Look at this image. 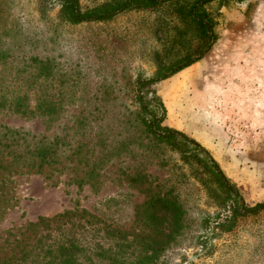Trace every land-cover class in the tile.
Listing matches in <instances>:
<instances>
[{
  "label": "rangeland",
  "instance_id": "obj_1",
  "mask_svg": "<svg viewBox=\"0 0 264 264\" xmlns=\"http://www.w3.org/2000/svg\"><path fill=\"white\" fill-rule=\"evenodd\" d=\"M188 3L69 25L57 0H0V258L38 218L77 207L144 233L143 245L166 243L156 264H264V211L238 219L230 233L215 230L220 220L206 195L194 179L179 183L177 156L151 144L141 120L137 83L197 43ZM218 13L212 48L152 88L165 108L162 126L204 147L252 205L264 200V0L234 1ZM44 103L55 110L37 112ZM39 148L50 161L42 173L13 172L12 156L31 158ZM148 188L180 204V235L145 230Z\"/></svg>",
  "mask_w": 264,
  "mask_h": 264
},
{
  "label": "trees",
  "instance_id": "obj_2",
  "mask_svg": "<svg viewBox=\"0 0 264 264\" xmlns=\"http://www.w3.org/2000/svg\"><path fill=\"white\" fill-rule=\"evenodd\" d=\"M60 8L58 18L69 24L78 25L89 22H104L131 10H153L178 0H107L93 7L82 8L80 0H57ZM234 1L244 0H189L184 17L196 28L197 43L193 50L180 59L161 65L150 80L139 81L137 90L142 114V122L151 135V144L165 146L172 150L177 159L175 178L179 183L194 179L208 199L210 207L216 210L215 230L230 233L237 225V220L257 216L264 211V200L249 205L239 194L237 187L225 176L219 164L210 153L197 141L184 133L162 126L165 108L152 85L165 80L192 64L201 60L212 48L218 36L215 31L219 10ZM217 5L216 12L209 6ZM37 112H51L53 105H38ZM35 150L33 157L12 156L9 166L13 172L20 170L30 173H42L49 166L46 149ZM7 156V155H6ZM6 157L1 162L6 161ZM8 162V161H6ZM165 164V162H164ZM180 164V165H179ZM188 166L185 171V167ZM187 174L191 176L188 177ZM134 179L133 181H136ZM147 200L143 204L145 230L157 226L171 238L181 234L184 228V214L180 204L167 194L152 193L148 188ZM227 213L221 219V215ZM210 215L201 221L203 229L208 228ZM144 233H131L112 228L95 215L77 207L64 211L52 218H38L25 229V236L15 242L10 254L0 258V264H156V258L165 248L166 243L143 245Z\"/></svg>",
  "mask_w": 264,
  "mask_h": 264
}]
</instances>
